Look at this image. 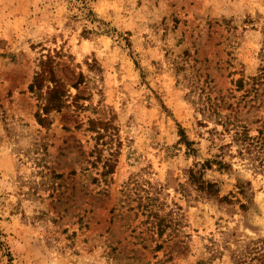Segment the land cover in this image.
Segmentation results:
<instances>
[{
	"label": "rangeland",
	"instance_id": "1",
	"mask_svg": "<svg viewBox=\"0 0 264 264\" xmlns=\"http://www.w3.org/2000/svg\"><path fill=\"white\" fill-rule=\"evenodd\" d=\"M0 264H264V0H0Z\"/></svg>",
	"mask_w": 264,
	"mask_h": 264
},
{
	"label": "trees",
	"instance_id": "2",
	"mask_svg": "<svg viewBox=\"0 0 264 264\" xmlns=\"http://www.w3.org/2000/svg\"><path fill=\"white\" fill-rule=\"evenodd\" d=\"M52 71H50V74ZM42 74H44V71L39 74L38 77H36L35 83H38L41 79ZM38 80V81H37ZM33 86V85H32ZM218 169H226L228 167V164L224 161H218ZM213 163L210 160H206V162L203 164V167L201 169H191L189 172V181L192 185L196 187L197 190H199L201 193H203L208 198H217L221 202H227V203H233V199H230L228 196L220 197L219 193V187L216 182L208 181L204 178L203 171H201L204 167L211 168ZM243 189H241L242 191ZM241 207H246L245 204H241Z\"/></svg>",
	"mask_w": 264,
	"mask_h": 264
}]
</instances>
